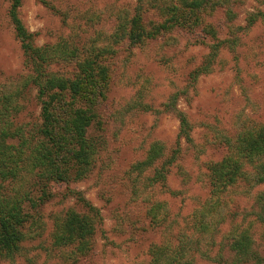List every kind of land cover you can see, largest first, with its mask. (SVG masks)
I'll list each match as a JSON object with an SVG mask.
<instances>
[{
  "label": "trees",
  "instance_id": "1",
  "mask_svg": "<svg viewBox=\"0 0 264 264\" xmlns=\"http://www.w3.org/2000/svg\"><path fill=\"white\" fill-rule=\"evenodd\" d=\"M9 1L10 20L28 70L20 76L17 88H9L7 82L0 87V259L13 260L26 250L23 242L41 218L40 208L54 198L50 184L88 177L96 166L104 140L91 129L100 123L101 102L108 96L112 76L108 59L122 50L131 55L137 47L143 49L151 43L171 49L190 34L195 44H205L209 39L210 52L191 73L192 80H197L213 70L221 48L234 46L237 37L233 36L245 27L235 25L240 15L238 3L243 0H135L133 5L121 4L113 13H91V19L100 23L103 20V24L113 19L111 28L105 24L95 35L83 39L78 33L71 40L63 37L39 44L38 34L30 31L20 16L23 0ZM51 8L63 12L57 5ZM255 18L256 14L248 13L246 26L253 24ZM222 20L232 27L230 37L219 35ZM28 87L35 90L40 103L41 122L26 135L24 125L14 123L11 111L20 110V99ZM172 97L166 107L180 116V147L171 153L165 149L157 153L161 147L156 146L162 144L154 142L155 153L132 165L129 201L124 204L127 211H117L120 220L116 230L137 239L144 233L138 231L147 229L142 225L145 220L154 229L165 231L163 227L167 226L169 235L162 242L151 244L148 264H250L251 260H262V254L253 250V229L257 226L264 230V122L250 123L237 133L236 139L224 137L227 155L220 162L207 163L209 195L191 213V225L188 222L174 232L176 221L170 201L161 195L181 193L168 184V174L175 165L184 185L192 181V172L179 159L183 152L181 142L191 145L193 137L191 122L174 104L176 95ZM16 139L20 140L18 145ZM193 163L200 164L198 151ZM152 164V173L147 172ZM23 172L34 174V179L29 182ZM38 185L39 194L35 195L32 188ZM255 187L262 192L254 199L256 208L243 213L225 211L241 195L249 196ZM70 194L76 204L54 215L49 251L61 264H85L95 249L103 215L82 192ZM131 203L143 206L144 220L131 218ZM225 224L229 226L223 236L229 240L227 255L225 245L217 239Z\"/></svg>",
  "mask_w": 264,
  "mask_h": 264
},
{
  "label": "rangeland",
  "instance_id": "2",
  "mask_svg": "<svg viewBox=\"0 0 264 264\" xmlns=\"http://www.w3.org/2000/svg\"><path fill=\"white\" fill-rule=\"evenodd\" d=\"M123 3L133 5L135 0H23L20 16L26 27L38 34L37 42L45 44L63 37L71 40L78 33L83 39L95 35L105 24L111 28L113 19L103 24L101 19V23L91 19V13H113ZM52 5H57L63 12L52 10ZM9 8V0H0V87L8 83L9 88H17L21 75L28 70ZM238 11L240 15L235 25L245 28L238 29L233 36L237 37V43L224 45L213 70L203 73L197 80H192L191 73L210 52L209 39L205 44H195V38L190 34L183 36L179 45L171 49H161L151 43L143 49L137 47L131 55L122 50L108 59L112 71L108 96L101 102L100 123H95L91 129L101 135L104 146L92 174L70 183H51L54 198L40 208L41 218L27 232L23 242L26 250L13 260L0 259V264L62 263L51 254L48 244L51 243L54 215L76 204L71 191L82 192L103 215L95 249L85 264H148L149 248L169 235L167 226L163 227L165 231L154 229L145 220L142 225L147 229L138 231L144 232L143 236L132 239L130 234L120 235L116 230L120 220L117 211H127L124 204L129 201L130 170L135 162L155 153L153 143L162 144L156 146L161 147L157 148V153L162 149L171 153L180 147V116L166 107L174 95V104L185 112L192 126L193 144L181 142L183 152L179 159V163L192 172V181L184 185L178 166H173L168 174V184L181 193L173 196L165 192L161 198L170 201L176 221L174 232L188 222L191 225V213L209 195L207 163L220 162L227 155L224 137L236 139L237 133L250 123L264 122V0H243L238 3ZM248 13L256 14V18L253 24L246 26ZM230 26L221 21V38L231 36ZM23 95L20 110L13 109L11 114L14 123L23 124L29 135L41 122L40 103L31 87ZM14 142L18 145L20 140ZM196 151L199 152L198 165L193 163ZM149 168L147 172L152 173L155 164ZM23 173L29 182L34 179V174ZM38 187L32 188L35 195L39 194ZM250 192V197L241 195L232 206L224 208L225 211L243 213L256 208L254 199L261 190L255 187ZM130 206L132 219H145L141 204L131 203ZM228 227V224L223 225L217 236L225 245V255L229 240L223 236ZM253 230L256 238L253 250L262 254V260H251L250 264H264V230L257 226ZM219 247L220 244L216 245L215 251ZM201 264L215 263L201 261Z\"/></svg>",
  "mask_w": 264,
  "mask_h": 264
}]
</instances>
